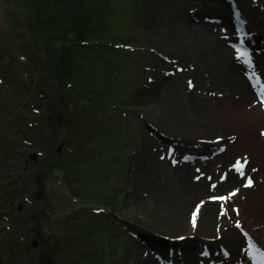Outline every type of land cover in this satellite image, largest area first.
Wrapping results in <instances>:
<instances>
[{
    "label": "rangeland",
    "instance_id": "374dc122",
    "mask_svg": "<svg viewBox=\"0 0 264 264\" xmlns=\"http://www.w3.org/2000/svg\"><path fill=\"white\" fill-rule=\"evenodd\" d=\"M218 5V0H0V264H124L132 245L155 256L163 243L205 239L204 229L174 230L170 214L184 213L165 199L162 207L131 208L126 188L134 185L136 152L155 140L153 131L168 135L173 128L166 126L170 115L160 118L149 107L172 74L181 90L196 73L182 61L168 74H157L166 60L148 36L149 21L156 16L162 28L169 18L216 26L202 9L209 14ZM235 12L264 32V0H243L231 7L230 15ZM162 50L171 54L170 46ZM186 50L195 53L190 45ZM259 77L252 71V80ZM248 118L211 134L248 137ZM212 142L218 149L213 155L222 154L223 143ZM170 145L157 141L148 152L161 148L159 159L174 155ZM238 200L222 204L220 214L250 216ZM197 209L201 220V204L191 215ZM163 216L161 224L157 219ZM241 234L264 250L248 228Z\"/></svg>",
    "mask_w": 264,
    "mask_h": 264
},
{
    "label": "bare ground",
    "instance_id": "6f19581e",
    "mask_svg": "<svg viewBox=\"0 0 264 264\" xmlns=\"http://www.w3.org/2000/svg\"><path fill=\"white\" fill-rule=\"evenodd\" d=\"M218 1V8L209 14H206L209 12L206 7L202 9L205 20L215 21L216 26L191 20L190 24L182 25L169 18L163 29L157 26L156 16L149 21L148 36L156 39L152 42L157 44L155 48L166 60L165 70L158 67L157 74H168L176 68L175 64L182 61L195 66L196 73L191 87L188 83L180 90L173 84L176 76L172 74L165 83L169 88L163 85L166 89L160 92L161 97L153 95L157 99L149 110H154L155 116L160 118L170 115L171 120L166 126L173 128L169 129L168 135L153 131L155 140L148 142V148L136 152V166L131 173L134 185L126 188L132 196L131 208L148 209L152 204L160 207L159 202L165 199L166 204L179 208L178 213H184L183 216L171 213L174 222L170 226L174 230L204 229L205 239L200 240L199 236L185 243L167 241L155 256L153 250L144 254L132 245L133 250L124 264H160L166 261L171 264H252L241 229L248 228L264 242V108L257 100L258 96L264 95V32H256L245 14H242L240 22L235 21L238 17L230 15L231 7L242 5L243 0ZM203 14L198 12L197 18ZM236 24L240 28L246 27L252 36L250 55L260 74L252 81L248 79L252 69L237 62L231 49L236 37L233 31ZM165 45L170 46L172 55L162 52ZM188 45L195 49V53L186 50ZM157 106L164 108L165 112L162 113ZM238 117L240 119L236 122ZM245 118L249 119L252 129L249 136L239 138L238 132H234L227 138L224 134V138H215L223 143L224 152L213 155L218 149L214 150L216 145L212 141L215 139L211 133L220 132V126L225 128L227 123H241ZM237 128L239 131L242 127L239 125ZM157 141L171 143L175 154H165L159 159L157 152L161 153V148L149 153L148 149L155 148ZM232 145L238 146L239 150L236 151ZM249 178L252 186L245 187ZM232 191L237 193L235 198L230 195ZM219 197L228 199L221 201ZM237 198L242 210L249 207L252 214L246 219L232 216L229 219L221 215V207L224 204L230 207ZM200 204L203 207L201 220L197 217L193 227L191 213L193 207ZM156 215H160V211ZM157 220L161 224L166 222L164 216ZM204 248L207 255L202 251ZM223 250L227 257L221 253Z\"/></svg>",
    "mask_w": 264,
    "mask_h": 264
},
{
    "label": "snow or ice",
    "instance_id": "6c2138e0",
    "mask_svg": "<svg viewBox=\"0 0 264 264\" xmlns=\"http://www.w3.org/2000/svg\"><path fill=\"white\" fill-rule=\"evenodd\" d=\"M189 86L191 87V82H189ZM252 180L251 178L248 179L247 183L245 184V187H251L252 186ZM237 193L233 192L230 195L231 196H235ZM218 199H220L221 201H226L228 198L227 197H219ZM199 209H197V212L193 214V218H192V223H193V227L196 226V218H197V213H198ZM223 214V213H222ZM237 227H239V225H237Z\"/></svg>",
    "mask_w": 264,
    "mask_h": 264
},
{
    "label": "water",
    "instance_id": "95a60500",
    "mask_svg": "<svg viewBox=\"0 0 264 264\" xmlns=\"http://www.w3.org/2000/svg\"><path fill=\"white\" fill-rule=\"evenodd\" d=\"M33 159H35V157H33Z\"/></svg>",
    "mask_w": 264,
    "mask_h": 264
}]
</instances>
